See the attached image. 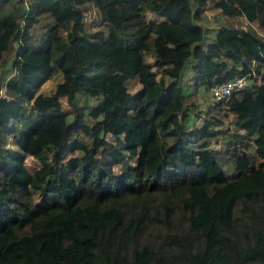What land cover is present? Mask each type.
I'll list each match as a JSON object with an SVG mask.
<instances>
[{
  "label": "trees",
  "instance_id": "trees-1",
  "mask_svg": "<svg viewBox=\"0 0 264 264\" xmlns=\"http://www.w3.org/2000/svg\"><path fill=\"white\" fill-rule=\"evenodd\" d=\"M210 2L248 26L208 37L207 0H0V64L14 44L0 80V264H264V0ZM87 5L106 31L86 30ZM240 76L248 85L212 102L220 119L190 121L192 94ZM78 95L100 100L86 110ZM9 145L38 167L8 164ZM32 189L51 196L36 203Z\"/></svg>",
  "mask_w": 264,
  "mask_h": 264
},
{
  "label": "rangeland",
  "instance_id": "rangeland-1",
  "mask_svg": "<svg viewBox=\"0 0 264 264\" xmlns=\"http://www.w3.org/2000/svg\"><path fill=\"white\" fill-rule=\"evenodd\" d=\"M84 22H85V27L87 31H97V30H103L106 31L107 27L106 24H104L100 20V15L97 12L95 8H93L90 5H87L86 8L84 9ZM53 23V19L51 17H43L39 18V21L36 25H34L31 29V34L33 35L34 38H38L43 31H45L46 27ZM221 24H241L244 27L248 26L247 20L244 19L243 16L240 17H226L223 16L220 12L219 9L215 8L212 6L210 0H207V5H206V11L205 15L203 17L202 25H204L207 28L208 37L209 35L212 34L213 30L217 28ZM251 27H253L258 33H262V28L255 22L253 21L251 24ZM14 54V44L10 45L8 48V51L4 54V59L6 60L4 64H0V80L2 77H6L9 74V62ZM147 59L151 61L150 56H147ZM184 76L182 78V84L184 85V93L189 94L190 91V86L192 84V78L193 74L190 71V67H186L184 70ZM61 81V75L60 73H56L43 87L44 92H51L55 85ZM139 83L137 79H133L128 83V90L132 93H135L138 88H139ZM3 88L2 85L0 84V97L3 95ZM100 100V97H91V96H83V95H78L77 96V102L79 105L82 107L86 108V110L94 106L98 101ZM190 102H193L194 104L197 105V112L199 114H193L190 115L189 119L190 121L197 122V124H201L202 120L204 117H218L219 119L221 118V114L218 113L217 108L212 105V97L210 94V91L207 89H202V90H197L194 94H192L189 98ZM61 104H62V111H64L69 117L73 113V110L70 106L67 104L66 97H61ZM85 110V112H86ZM12 125L9 123L7 125V128L10 129ZM231 128V130L234 129L232 125V118L228 117L225 118V123L221 127V129H227ZM221 130V131H222ZM109 139V135L107 136ZM222 137L221 135L218 136L216 140H220ZM216 140H213V146L215 148V154L217 157V161L219 165L223 168L225 171V174L228 175L229 177H232L234 175V167L233 164L231 163L227 152H224L223 149V143L220 141L215 144ZM215 142V143H214ZM9 150V161L8 164H14V165H25L30 171L34 170L35 168L38 167L39 162L32 156L29 155H24L21 152L17 150L14 146H8ZM5 165V163H2ZM127 164L123 163L121 165H115L114 168L117 173H120L124 167H126ZM32 196L33 199L36 203H39L44 197H49L51 194L44 193L35 189H32Z\"/></svg>",
  "mask_w": 264,
  "mask_h": 264
},
{
  "label": "built area",
  "instance_id": "built-area-1",
  "mask_svg": "<svg viewBox=\"0 0 264 264\" xmlns=\"http://www.w3.org/2000/svg\"><path fill=\"white\" fill-rule=\"evenodd\" d=\"M249 82L250 78L248 76H240L221 84H214L209 89L212 100H225L231 93L248 85Z\"/></svg>",
  "mask_w": 264,
  "mask_h": 264
},
{
  "label": "crops",
  "instance_id": "crops-1",
  "mask_svg": "<svg viewBox=\"0 0 264 264\" xmlns=\"http://www.w3.org/2000/svg\"><path fill=\"white\" fill-rule=\"evenodd\" d=\"M200 90H202V88H200ZM204 90V89H203Z\"/></svg>",
  "mask_w": 264,
  "mask_h": 264
}]
</instances>
